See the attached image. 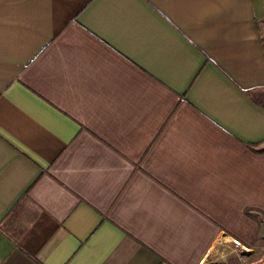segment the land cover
<instances>
[{"label": "crops", "instance_id": "0c3cea01", "mask_svg": "<svg viewBox=\"0 0 264 264\" xmlns=\"http://www.w3.org/2000/svg\"><path fill=\"white\" fill-rule=\"evenodd\" d=\"M246 209L264 0H0V264H208Z\"/></svg>", "mask_w": 264, "mask_h": 264}, {"label": "rangeland", "instance_id": "374dc122", "mask_svg": "<svg viewBox=\"0 0 264 264\" xmlns=\"http://www.w3.org/2000/svg\"><path fill=\"white\" fill-rule=\"evenodd\" d=\"M264 222V221H263ZM260 247L257 249V251L253 252L252 254H244L239 253V255L231 256L229 253V249L225 250L223 253V257H220L218 259L216 258H210V260L207 262L208 264H234L236 261H240L239 264H248L250 261H255L256 264H264V239L260 240ZM227 253V255H226ZM216 259V260H215Z\"/></svg>", "mask_w": 264, "mask_h": 264}, {"label": "trees", "instance_id": "16d2710c", "mask_svg": "<svg viewBox=\"0 0 264 264\" xmlns=\"http://www.w3.org/2000/svg\"><path fill=\"white\" fill-rule=\"evenodd\" d=\"M245 212L247 215H249L250 217H253L258 222L259 228H258L256 240H255V243H257L258 241L264 239V222L261 219H258L256 214H253L250 209H246ZM255 213H259V211ZM261 215L264 218V213H261Z\"/></svg>", "mask_w": 264, "mask_h": 264}, {"label": "snow or ice", "instance_id": "6c2138e0", "mask_svg": "<svg viewBox=\"0 0 264 264\" xmlns=\"http://www.w3.org/2000/svg\"><path fill=\"white\" fill-rule=\"evenodd\" d=\"M236 243L239 244V241H237Z\"/></svg>", "mask_w": 264, "mask_h": 264}]
</instances>
